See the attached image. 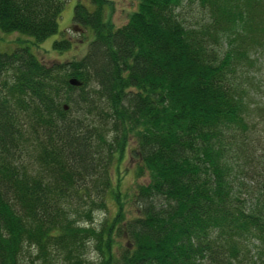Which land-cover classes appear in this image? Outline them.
<instances>
[{
    "label": "trees",
    "instance_id": "1",
    "mask_svg": "<svg viewBox=\"0 0 264 264\" xmlns=\"http://www.w3.org/2000/svg\"><path fill=\"white\" fill-rule=\"evenodd\" d=\"M91 2L72 26L95 35L84 57L46 64L22 40L0 53V264H24L27 247L39 264H82L91 247L96 264H242L254 247L248 264H264V193L251 204L237 183L264 115L251 101L264 0H140L120 27L108 0ZM64 8L0 0V30L39 45Z\"/></svg>",
    "mask_w": 264,
    "mask_h": 264
},
{
    "label": "rangeland",
    "instance_id": "2",
    "mask_svg": "<svg viewBox=\"0 0 264 264\" xmlns=\"http://www.w3.org/2000/svg\"><path fill=\"white\" fill-rule=\"evenodd\" d=\"M65 8L58 23V32L39 45L33 46V38L22 35L20 33H4L0 30V53H11L16 50L17 47H24L20 44L22 41H28L32 46V52L44 63L51 64L54 61H66L72 59H80L84 57L89 49L90 43L94 40V33L90 29L86 28H72L74 24L75 7L78 2L85 4L89 10L94 9V5L91 0H64ZM109 5L106 8L107 21L115 27H120L126 24L132 15L138 9L140 0H108ZM186 18L189 21L194 20L193 13L187 10L185 13ZM69 39L72 42V48L65 52H59L53 48V44L57 40ZM20 45V46H19ZM252 77L255 81V93L251 97V101L257 105L264 106V53L258 54L257 66L252 71ZM256 136L253 138V146H251V152L239 153L240 155V171L237 173V183L241 182L244 186L240 192L244 199H248L251 204L255 203L256 195L260 192L264 193V115L259 117L256 115L255 120ZM252 147L254 150H252ZM137 159L133 152H129L119 166L122 170L123 176L122 191L129 193L130 190L136 184V169ZM116 175V173H115ZM117 177V175H116ZM121 177V176H120ZM146 181L141 178L137 182ZM110 200V199H109ZM127 211L133 209L130 204V199L127 198L126 204ZM111 212L113 215L117 211V207L113 202H110ZM132 212V211H131ZM107 213L104 211H98L95 213L94 221H87L86 224L99 228L101 223L107 217ZM250 252L247 257L242 258V264H248L253 257H256L257 250L254 247H249ZM37 250L33 247H27L25 256L23 257L24 264H39L37 261ZM84 263L82 264H96L100 259V254L94 250V247L88 249L87 254L84 255ZM54 264H77L76 262L66 260L64 256H55Z\"/></svg>",
    "mask_w": 264,
    "mask_h": 264
},
{
    "label": "water",
    "instance_id": "3",
    "mask_svg": "<svg viewBox=\"0 0 264 264\" xmlns=\"http://www.w3.org/2000/svg\"><path fill=\"white\" fill-rule=\"evenodd\" d=\"M72 83H75L74 81Z\"/></svg>",
    "mask_w": 264,
    "mask_h": 264
}]
</instances>
